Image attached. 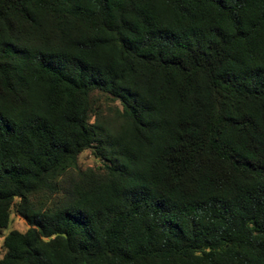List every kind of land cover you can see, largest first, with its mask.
<instances>
[{
	"label": "trees",
	"instance_id": "16d2710c",
	"mask_svg": "<svg viewBox=\"0 0 264 264\" xmlns=\"http://www.w3.org/2000/svg\"><path fill=\"white\" fill-rule=\"evenodd\" d=\"M13 210L0 264H264V0H0Z\"/></svg>",
	"mask_w": 264,
	"mask_h": 264
},
{
	"label": "rangeland",
	"instance_id": "374dc122",
	"mask_svg": "<svg viewBox=\"0 0 264 264\" xmlns=\"http://www.w3.org/2000/svg\"><path fill=\"white\" fill-rule=\"evenodd\" d=\"M108 106L109 107H106L107 111L111 107V105ZM79 163H80V167L84 170L87 168H96L101 166V162L93 156L91 151L84 152L79 159ZM28 228L29 226L27 225V223L22 218H20L13 210L11 213V222L9 227L7 229H4L0 233V260L5 255L4 240L7 237V235L11 231L26 232Z\"/></svg>",
	"mask_w": 264,
	"mask_h": 264
}]
</instances>
